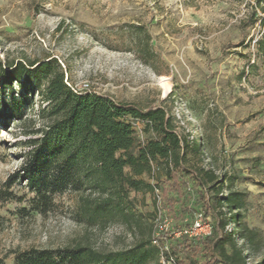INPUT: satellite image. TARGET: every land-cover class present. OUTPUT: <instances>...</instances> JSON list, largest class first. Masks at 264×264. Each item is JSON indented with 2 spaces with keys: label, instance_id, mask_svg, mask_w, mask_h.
Masks as SVG:
<instances>
[{
  "label": "rangeland",
  "instance_id": "1",
  "mask_svg": "<svg viewBox=\"0 0 264 264\" xmlns=\"http://www.w3.org/2000/svg\"><path fill=\"white\" fill-rule=\"evenodd\" d=\"M262 7L258 0H0V260L14 264V251L77 244L127 253L150 228L159 233L171 224L162 190L131 192L142 221L130 227L122 220L78 222L79 194L70 188L52 192V204L40 213L26 182L15 176L14 185H5L21 169L25 132L46 123L39 111L47 83L34 81L30 95L20 82L4 84L3 71L20 61L56 59L77 91L88 88L144 109L163 103L177 130L201 145L188 162L213 169L224 194L240 193L242 206L233 213L259 234L248 244L237 235L238 243L248 264L263 263L264 58L258 41L264 26L253 23L264 17ZM146 264L175 263L164 257Z\"/></svg>",
  "mask_w": 264,
  "mask_h": 264
},
{
  "label": "trees",
  "instance_id": "2",
  "mask_svg": "<svg viewBox=\"0 0 264 264\" xmlns=\"http://www.w3.org/2000/svg\"><path fill=\"white\" fill-rule=\"evenodd\" d=\"M263 2L258 0V6ZM258 21L264 26V17L253 19L254 24ZM258 51L264 58V37L258 41ZM41 79L47 83L46 104L39 113L46 123L25 132L21 169L5 185H14L15 176L26 182L36 194L40 213L52 204V192L70 188L79 194L78 222L103 226L122 220L130 227H139L142 221L134 211L131 192L162 190L171 224L159 233L150 228L127 253H104L84 244L30 248L14 251V264H146L164 257L175 264H248L238 237L248 244L259 232L242 223L240 213H233L242 206L240 193L224 194L222 177L188 162L189 152L200 153L201 145L177 130L163 103L144 109L110 94L77 91L65 80L56 59L20 61L3 71L4 84L12 87L13 81L20 82L30 95L31 84ZM136 121L143 123L142 136ZM198 213L209 220L211 233L175 237L191 226ZM230 224L234 229H228Z\"/></svg>",
  "mask_w": 264,
  "mask_h": 264
},
{
  "label": "built area",
  "instance_id": "3",
  "mask_svg": "<svg viewBox=\"0 0 264 264\" xmlns=\"http://www.w3.org/2000/svg\"><path fill=\"white\" fill-rule=\"evenodd\" d=\"M88 89V88H86ZM143 123L141 121H136L135 126L140 136L143 135V130L141 125ZM157 190L156 192H158ZM211 233V224L209 220L205 221L202 217L201 213H198L195 217V220L191 224V226L184 231L176 232V236H181L182 234H187L190 237H198V236H206Z\"/></svg>",
  "mask_w": 264,
  "mask_h": 264
},
{
  "label": "bare ground",
  "instance_id": "4",
  "mask_svg": "<svg viewBox=\"0 0 264 264\" xmlns=\"http://www.w3.org/2000/svg\"><path fill=\"white\" fill-rule=\"evenodd\" d=\"M162 80H165V81L163 82V85H164L165 89H166L167 91H169V90L171 89V84L166 80V78H162Z\"/></svg>",
  "mask_w": 264,
  "mask_h": 264
}]
</instances>
